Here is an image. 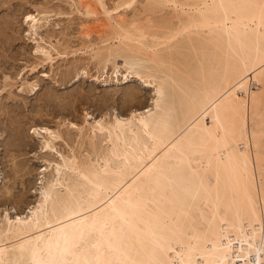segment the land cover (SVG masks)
<instances>
[{"label": "bare ground", "instance_id": "obj_1", "mask_svg": "<svg viewBox=\"0 0 264 264\" xmlns=\"http://www.w3.org/2000/svg\"><path fill=\"white\" fill-rule=\"evenodd\" d=\"M137 1L71 6L103 10L92 58L152 85V108L69 122L85 156L34 128L59 157L27 216L1 222L0 264H264V0H140L128 19ZM39 10L25 16L36 32ZM49 45L42 61L62 54Z\"/></svg>", "mask_w": 264, "mask_h": 264}, {"label": "rangeland", "instance_id": "obj_2", "mask_svg": "<svg viewBox=\"0 0 264 264\" xmlns=\"http://www.w3.org/2000/svg\"><path fill=\"white\" fill-rule=\"evenodd\" d=\"M74 1L81 0H0V224L6 214L27 216L38 202L43 182L50 178V170L44 171L47 161L59 157L43 150V134L34 128L59 129L64 138L54 143L56 149L64 155L76 149L85 156L90 146L69 122L83 126L87 117L88 122L114 115L128 118L136 110L152 108L156 98L154 87L144 80L131 75L125 80V67L118 72L112 60L107 65L92 58L96 49L105 46L103 10L98 7V18H87L71 6ZM104 1L110 8L117 3ZM141 1L128 8V19L139 15ZM39 9L48 10L50 21L36 32L25 16ZM51 43L62 54L53 51L52 62L42 61L35 50ZM120 59L118 64H123ZM101 136L97 133V141Z\"/></svg>", "mask_w": 264, "mask_h": 264}]
</instances>
